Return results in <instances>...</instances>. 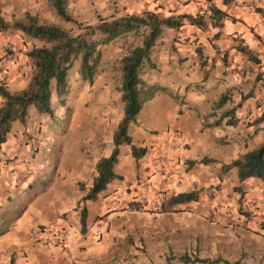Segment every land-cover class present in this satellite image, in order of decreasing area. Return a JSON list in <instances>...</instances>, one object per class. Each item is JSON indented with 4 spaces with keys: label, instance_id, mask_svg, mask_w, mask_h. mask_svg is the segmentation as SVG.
Segmentation results:
<instances>
[{
    "label": "crops",
    "instance_id": "crops-1",
    "mask_svg": "<svg viewBox=\"0 0 264 264\" xmlns=\"http://www.w3.org/2000/svg\"><path fill=\"white\" fill-rule=\"evenodd\" d=\"M212 3L226 12L220 26H215V21L211 19L207 0L167 2L164 16L186 13L196 18L194 23L183 19L181 26L170 30L167 41L161 35L162 39L156 41L151 53V59L157 63L162 78L167 76L166 82L172 84V78L179 77L181 86H155L153 97L145 102L136 123L130 125L132 143L147 148L133 175H125L115 169L123 179L110 182L108 189L96 200L82 203L88 210L87 221L90 224L102 215L109 224L102 233L101 242L95 243L91 237H86L80 249L66 247L59 260L50 263L166 264V258L170 256L168 248L179 230L178 221L184 220L185 230L182 234L193 236L189 239L194 244L193 252L207 253L199 257L213 259L221 256L228 261L239 260L250 264L245 248L241 247L242 239L235 235L225 239V235H228L225 234L226 228L220 224L216 228L210 226L212 224L207 221L210 215L217 222H220L221 215L226 218L233 216L231 219L238 224L234 226L237 235L248 240L247 244H255L256 249L264 247V237L243 228L245 221L253 227L256 217L264 218V207L258 203L259 199H264V182L254 177L239 181L236 168L221 172L222 164L264 143V120L257 121L264 111V0H232L230 4L224 0H212ZM216 34L219 36L213 40L220 45V54L209 48L212 53L199 58L193 46L195 39L200 41ZM6 43L3 32H0V57L4 55L2 47ZM174 47L176 50H173ZM245 47L252 52L251 56L241 50ZM20 49L19 46L18 52L11 55V62H16L13 63L15 85L23 88L29 75L21 77L23 52ZM224 93L227 99L220 108V114L224 109H236L232 115L222 117L216 125V115H210L212 104ZM29 114L37 116L39 113L30 106ZM229 120L234 123H228ZM4 150L5 147L0 148V157ZM124 151L131 155L129 145ZM122 152L120 145V154ZM162 156L166 157L164 163L160 161ZM205 156L217 161L189 164L190 160L199 161ZM216 184L219 187L214 191V196H210L208 188ZM234 187L242 189L241 202L250 215L246 216L243 210L237 213L241 204L238 201L240 193L232 192ZM192 190L199 191L197 201L176 204L173 207L176 211L154 212L168 196ZM229 192L232 194L227 197ZM124 193L130 200L143 198L145 202L140 204L142 209L133 212L121 210L124 206L120 205L122 202L118 203L116 195ZM250 202H255L256 206H250ZM132 230L151 231L155 235L148 240L138 236L146 247L134 243L137 247L132 250L127 242ZM221 236L223 240L220 241ZM209 239L213 240L210 242L211 254H208L206 245ZM189 247L183 250L186 252ZM229 248H232L233 257L220 253ZM172 250L176 251L175 248ZM128 251H133L132 257L128 256ZM211 262L184 263L174 259L168 260L167 264H222ZM15 263L38 264L33 259Z\"/></svg>",
    "mask_w": 264,
    "mask_h": 264
},
{
    "label": "rangeland",
    "instance_id": "rangeland-1",
    "mask_svg": "<svg viewBox=\"0 0 264 264\" xmlns=\"http://www.w3.org/2000/svg\"><path fill=\"white\" fill-rule=\"evenodd\" d=\"M169 1L67 0V5L69 10L84 23L96 24L99 17H106L113 13H138L144 9L155 11L160 9L161 11L158 12L164 14L163 10L167 7ZM26 10L38 13L42 20L60 22L49 7L47 0H0L1 14L8 21L22 16ZM62 24L66 27L72 26L69 23ZM170 30L172 28L163 27L162 38L165 41L168 40ZM73 31L75 32L76 29ZM3 35L7 43L2 47L4 55L0 57V86L20 89L18 85H15L13 73L15 68L13 63L16 62H11L12 60L9 61L8 59L9 57L13 59L11 55L16 54L20 46L21 53L23 52L20 61L21 77L27 74L30 78L32 67L26 56V51L34 42L17 31H6L3 32ZM218 36L216 34L200 41L198 38L195 39L193 46L199 58L208 56L212 53L211 50L216 54H220V45L213 40ZM131 42L132 38L130 36L127 38L120 37L104 46L100 67L92 84L80 79L77 73L78 63H74L68 73L69 86L65 95V103L61 105L55 94L52 95V106L55 117L59 118L58 128L60 130L51 126V119L46 114H38L37 116L29 114V119L25 125L16 122L12 127L11 134L9 133L6 142L1 146L5 147V150L2 152L3 156L0 157V214L6 215V218L10 217L5 213V210L12 206L10 202L16 196L28 189L29 182L35 179L38 180L40 175L45 176L46 181L39 185L32 197L26 200L25 197H22L11 207V212L15 214L17 210L14 206L24 202V209L18 213V217L11 218L5 224H0V230L4 231L0 234V264H10L11 258H14L15 262L33 259L38 264H52L51 261L59 260L62 251L66 247L71 248L73 246L75 249H80L79 246L86 237H91L92 242H101L102 233L109 227L104 215L97 216L91 224L87 221L85 232H81L79 212L82 203L80 200L85 193L81 186L88 187L91 184L95 173L96 160L101 154L110 153L112 150V134L123 113V104L118 91L119 72L117 71V62L126 52ZM8 46L13 49L9 50ZM173 50H176V47ZM7 56L8 58H6ZM2 58L5 60L2 61ZM25 58L27 59L25 60ZM16 59H18L17 55ZM142 75L148 84L152 86L147 91V95L152 97L156 91L155 86H181L182 83L178 77L172 78L174 81L172 84H168L166 82L167 76L162 78L155 62L153 67H144ZM1 100L0 97V103ZM148 107L151 106L146 108ZM218 113H220V109ZM50 142H53L54 145L52 146L54 148L47 153L46 146ZM122 148L123 152L119 155L115 169L117 172L131 176L136 171L138 162L142 158L136 163L132 155L124 151L125 148H128V145L123 144ZM53 154L55 157L50 160ZM162 157L166 160L165 156ZM45 159L46 161H43ZM54 161L55 164L53 165ZM218 187L217 184L211 185L208 188V191L211 192L209 195L214 196V191ZM232 192L236 191L233 189ZM232 192H229L227 197H230ZM116 196L118 203L122 202L120 205L124 206L121 210L127 212L140 210L136 209V204L140 205L145 202L143 198L139 200L131 198L130 200V197L125 193ZM238 201L241 202L242 200L238 198ZM252 205L256 206V203L250 204V206ZM238 206L240 208H237V213H241L243 210L246 216L250 215V211L242 205V202ZM261 206L264 207V205ZM212 216L210 215L207 218L208 223H211L210 226L214 228L219 224L226 228L225 234L228 235H225V239L232 237V235L242 239L241 247L245 248L244 252L250 264L263 263L264 247L256 249L255 244L249 245L247 244L248 240L237 235L234 226H238V224L231 219L233 216L226 218L221 215L220 222L211 219ZM262 218L256 217L253 227L248 226L247 221H245L243 228L253 230L256 234L264 237ZM134 220L136 221V219ZM184 225V220L178 221L177 227L179 230L174 236V242L168 248V254L177 256L185 252L183 249H188V245L190 247L186 252L197 256L207 254L206 252H193L194 244L189 241L193 236L188 233L182 234V231L185 230ZM60 232H63V239L56 242L54 237ZM130 232L127 242L132 250L137 247L134 243L146 247L142 239L141 242L138 240V236L148 240L149 237L152 238L155 235L151 231L146 232L144 230H132ZM221 240H223L222 236L220 237ZM211 241L213 240L206 241L208 254H211ZM173 248L176 251H173ZM128 253L129 257L133 256V251H128ZM220 253L226 257H233L232 248L224 249ZM258 258H260L259 261ZM168 260H170L169 257L166 258V264Z\"/></svg>",
    "mask_w": 264,
    "mask_h": 264
},
{
    "label": "trees",
    "instance_id": "trees-1",
    "mask_svg": "<svg viewBox=\"0 0 264 264\" xmlns=\"http://www.w3.org/2000/svg\"><path fill=\"white\" fill-rule=\"evenodd\" d=\"M210 4L211 19L215 26H220V20L226 16V12ZM49 7L53 10L58 22L42 20L38 13L26 10L22 16L6 20L0 11V32L17 31L21 35L31 39L34 44L26 51V56L31 64L32 72L27 84L20 89H10L0 86V147L6 142L11 132L13 123L18 122L25 125L29 119V108L33 106L39 114H46L51 119V126L59 129V118L55 117L52 106V95L55 94L60 104L65 103V95L68 91V73L75 62L78 63L77 73L84 82L92 84L100 67L104 46L120 37H131L132 42L128 45L126 52L119 58L117 71L119 72V86L123 113L112 134V150L108 155L100 156L94 165L95 173L88 187H82L85 193L80 202L96 200L98 196L108 189L110 182L122 180L123 176L115 171V165L119 160L120 145L126 144L130 147V153L137 163L146 153L147 148L132 143L130 125L136 123L137 115L143 108L145 102L152 96L147 95L152 86L144 79L142 73L146 66L153 67L151 59L152 49L163 32V27L178 28L183 19L196 22V18L182 13L178 15L164 16L161 12L144 9L138 13L110 14L99 17L96 24L84 23L75 16L68 8L67 0H47ZM230 4L232 0H224ZM62 23L72 26L66 27ZM76 29L74 32L73 30ZM244 53L251 56L248 48H241ZM54 89V91H53ZM226 93L219 96L212 104L210 115H216L214 124H219L225 115H232L236 108L224 109L221 114L217 113L226 102ZM264 120V111L257 121ZM236 122V121H235ZM228 123H234L229 120ZM53 142L46 146V152L52 151ZM54 154L50 160L54 159ZM49 160V161H50ZM42 161V160H39ZM43 161H46L43 160ZM215 158L203 157L201 160H190L189 164L212 163ZM55 164V161L53 165ZM231 168H236L239 181L254 177L264 182V143L259 147L239 154L231 162L222 164L221 172L226 173ZM51 173V172H50ZM33 175V174H31ZM28 183V189L16 196L10 205H15L22 197L25 200L36 193L39 185L46 181L45 176ZM240 193L239 200L243 195L240 187H234ZM199 199V191L180 192L172 194L163 200L155 212L162 213L176 211V204L193 202ZM80 203V204H81ZM5 210L6 215L0 214V224H5L11 218L18 217V213L24 209V202L14 206L17 212H11V207ZM136 209L141 205L136 204ZM81 232L84 233L87 224L88 210L83 204L79 212ZM4 231L0 230V234ZM170 260L177 259L184 263H222V264H245L237 261H228L221 256L210 259L193 256L186 252L169 256ZM10 264H16L11 258Z\"/></svg>",
    "mask_w": 264,
    "mask_h": 264
},
{
    "label": "built area",
    "instance_id": "built-area-1",
    "mask_svg": "<svg viewBox=\"0 0 264 264\" xmlns=\"http://www.w3.org/2000/svg\"><path fill=\"white\" fill-rule=\"evenodd\" d=\"M9 50H12L13 48L11 47V46H8L7 47ZM205 57V56H204ZM8 60H12V58L11 57H9V59ZM162 163H164L166 160H165V158L164 157H162L161 158V160H160ZM259 202V205H264V199L262 198V199H259L258 200ZM252 202H250V204H251ZM262 221L264 222V218H262ZM62 239H63V232L61 233H57L56 235H55V237H54V240L56 241V242H60V241H62Z\"/></svg>",
    "mask_w": 264,
    "mask_h": 264
}]
</instances>
